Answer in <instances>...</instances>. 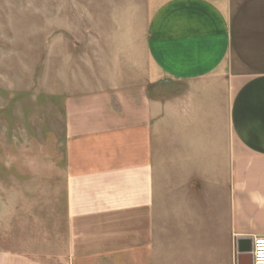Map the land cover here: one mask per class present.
Returning a JSON list of instances; mask_svg holds the SVG:
<instances>
[{
  "label": "crops",
  "instance_id": "obj_1",
  "mask_svg": "<svg viewBox=\"0 0 264 264\" xmlns=\"http://www.w3.org/2000/svg\"><path fill=\"white\" fill-rule=\"evenodd\" d=\"M105 1L120 0L88 3ZM143 2L91 59L50 51L60 149L20 170L19 194L3 183L40 246L0 264H239V241L264 235V0Z\"/></svg>",
  "mask_w": 264,
  "mask_h": 264
},
{
  "label": "rangeland",
  "instance_id": "obj_2",
  "mask_svg": "<svg viewBox=\"0 0 264 264\" xmlns=\"http://www.w3.org/2000/svg\"><path fill=\"white\" fill-rule=\"evenodd\" d=\"M81 1L41 6L40 0H0V251L13 245L20 254L25 246L31 251L40 246L38 230L32 235L23 230L21 200L7 202L3 183H11L19 194V181L33 178L24 173L28 165L49 162L52 149H60V139L44 137L48 108L42 95L50 51L53 58L63 49L69 60H89L97 45H111L121 40V29L143 23L144 0ZM7 204L13 206L14 222H8ZM46 248L49 252L52 246Z\"/></svg>",
  "mask_w": 264,
  "mask_h": 264
},
{
  "label": "water",
  "instance_id": "obj_3",
  "mask_svg": "<svg viewBox=\"0 0 264 264\" xmlns=\"http://www.w3.org/2000/svg\"><path fill=\"white\" fill-rule=\"evenodd\" d=\"M253 239H241L238 243V252L240 254L239 264H253L252 258Z\"/></svg>",
  "mask_w": 264,
  "mask_h": 264
},
{
  "label": "built area",
  "instance_id": "obj_4",
  "mask_svg": "<svg viewBox=\"0 0 264 264\" xmlns=\"http://www.w3.org/2000/svg\"><path fill=\"white\" fill-rule=\"evenodd\" d=\"M251 254L253 264H264V235L253 238Z\"/></svg>",
  "mask_w": 264,
  "mask_h": 264
}]
</instances>
